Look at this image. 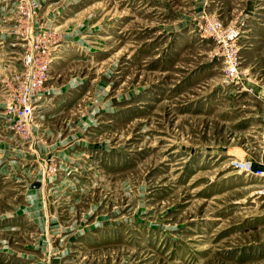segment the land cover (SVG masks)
Wrapping results in <instances>:
<instances>
[{"label":"rangeland","instance_id":"1","mask_svg":"<svg viewBox=\"0 0 264 264\" xmlns=\"http://www.w3.org/2000/svg\"><path fill=\"white\" fill-rule=\"evenodd\" d=\"M248 162L264 0H0V264H264Z\"/></svg>","mask_w":264,"mask_h":264},{"label":"built area","instance_id":"2","mask_svg":"<svg viewBox=\"0 0 264 264\" xmlns=\"http://www.w3.org/2000/svg\"><path fill=\"white\" fill-rule=\"evenodd\" d=\"M33 53L31 52L24 58L25 67L27 68L26 73H28V81L23 83L22 85V94L20 97V101L17 104L12 103L8 106V113L11 114L12 121L16 119L29 120V118L33 115V109H36L35 106L32 105L33 100L39 98L42 94V87L44 82L48 78L50 63L52 59L45 58L40 60H35ZM33 64H36V70L32 71ZM228 71L231 75L236 73L235 66L232 62L228 64ZM36 104V103H35ZM16 108H15V107ZM239 164V162H237ZM242 170H244L248 174H253L257 176V178L261 179L263 182V187L259 190V194L264 196V170L261 168H257L256 170L251 168V163H246L241 166Z\"/></svg>","mask_w":264,"mask_h":264},{"label":"bare ground","instance_id":"3","mask_svg":"<svg viewBox=\"0 0 264 264\" xmlns=\"http://www.w3.org/2000/svg\"><path fill=\"white\" fill-rule=\"evenodd\" d=\"M59 46V45H58ZM61 46V45H60Z\"/></svg>","mask_w":264,"mask_h":264}]
</instances>
